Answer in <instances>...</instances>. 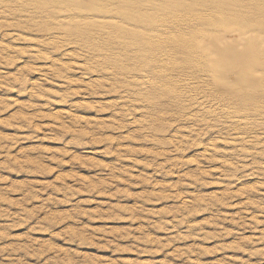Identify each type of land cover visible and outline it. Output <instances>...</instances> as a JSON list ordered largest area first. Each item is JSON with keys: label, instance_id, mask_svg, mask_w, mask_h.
Masks as SVG:
<instances>
[{"label": "rangeland", "instance_id": "1", "mask_svg": "<svg viewBox=\"0 0 264 264\" xmlns=\"http://www.w3.org/2000/svg\"><path fill=\"white\" fill-rule=\"evenodd\" d=\"M239 3L0 0V264H264V17Z\"/></svg>", "mask_w": 264, "mask_h": 264}, {"label": "clouds", "instance_id": "2", "mask_svg": "<svg viewBox=\"0 0 264 264\" xmlns=\"http://www.w3.org/2000/svg\"><path fill=\"white\" fill-rule=\"evenodd\" d=\"M239 10H240V15L242 17H255V16H260L264 17V0H240V3L238 5ZM39 43L45 45L46 47H51L53 51H57L58 47L50 44L47 38L39 41ZM66 46L65 42L60 43V47ZM15 55V50L11 48L10 45L7 44H0V58H5L8 59L10 57H14ZM50 58V57H49ZM56 70L52 73L53 75L57 76L60 79H67V72L70 71V68H62L59 65L55 66ZM94 70V69H90ZM16 82L18 83H26L27 82V77L24 74H18L17 77L14 78ZM97 87H103V85H97ZM42 94V93H40ZM70 93L64 94L69 95ZM142 102L139 99H132L129 98L128 106H127V111L125 112V115H128L132 109V105L136 103ZM6 107V106H5ZM27 107V106H26ZM176 115L182 116V113H177ZM210 120V117H205L201 116L198 120V124H203L204 128L208 127V122ZM27 124V122H25ZM10 126H21L18 124L15 120L9 122ZM170 125L166 121H153L150 124H145L142 125V128H144L145 133L150 137L154 138L158 134H163L168 131V128ZM203 128H193L189 129V137L187 138H181L179 139L176 143L171 145L172 150H179L180 144L187 143L191 141V135L195 134L197 138H199L200 134L203 132ZM159 142V141H157ZM194 142V141H192ZM15 146V141L14 140H9L8 138H2L0 139V155H4L6 157L5 161L3 164H0V167H9L12 163L16 162V158L9 155L11 148ZM207 158L212 159L214 158V152H209L207 155ZM119 170H113L112 171V177L113 179L116 178L118 175ZM181 209L188 211L189 205L184 204L181 205ZM143 211L142 209H136L132 213V218L133 219H141L140 216L136 215V212H141ZM195 211V209H192V211H188V215H191L192 212ZM152 215L155 216H160L161 213H153ZM176 215H179V210H174V218ZM180 223L185 222V217H180L179 219ZM169 223V221H161L158 224L153 225V227H156L160 230H164L165 225ZM139 235L136 234L135 231H129L124 233L125 238H132L136 240H140L145 243H155V244H160L161 242L159 240H155L147 235L146 228L141 226V228L138 230ZM6 233H0V238L5 237ZM12 251H16L17 247L16 246H10ZM4 251H7L8 249H3Z\"/></svg>", "mask_w": 264, "mask_h": 264}]
</instances>
